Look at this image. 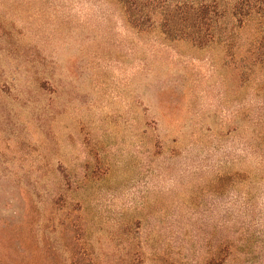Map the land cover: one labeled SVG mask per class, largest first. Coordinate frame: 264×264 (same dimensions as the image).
<instances>
[{
    "label": "rangeland",
    "instance_id": "1",
    "mask_svg": "<svg viewBox=\"0 0 264 264\" xmlns=\"http://www.w3.org/2000/svg\"><path fill=\"white\" fill-rule=\"evenodd\" d=\"M263 20L214 41L114 0H0V264H264Z\"/></svg>",
    "mask_w": 264,
    "mask_h": 264
},
{
    "label": "trees",
    "instance_id": "2",
    "mask_svg": "<svg viewBox=\"0 0 264 264\" xmlns=\"http://www.w3.org/2000/svg\"><path fill=\"white\" fill-rule=\"evenodd\" d=\"M122 7L126 23L144 31L156 23L171 40H186L199 47L214 41L220 21L229 15L241 26L250 16L263 20L259 41L251 48V59L264 63V0H114ZM71 264H92L80 239H66Z\"/></svg>",
    "mask_w": 264,
    "mask_h": 264
}]
</instances>
